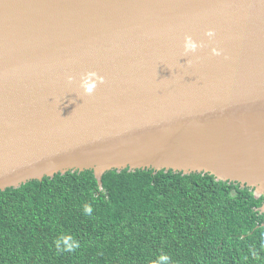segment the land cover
Masks as SVG:
<instances>
[{
    "label": "water",
    "instance_id": "water-1",
    "mask_svg": "<svg viewBox=\"0 0 264 264\" xmlns=\"http://www.w3.org/2000/svg\"><path fill=\"white\" fill-rule=\"evenodd\" d=\"M125 169L264 195V0H0V191Z\"/></svg>",
    "mask_w": 264,
    "mask_h": 264
},
{
    "label": "trees",
    "instance_id": "trees-1",
    "mask_svg": "<svg viewBox=\"0 0 264 264\" xmlns=\"http://www.w3.org/2000/svg\"><path fill=\"white\" fill-rule=\"evenodd\" d=\"M263 203L208 174L68 171L0 191V264H264Z\"/></svg>",
    "mask_w": 264,
    "mask_h": 264
},
{
    "label": "clouds",
    "instance_id": "clouds-1",
    "mask_svg": "<svg viewBox=\"0 0 264 264\" xmlns=\"http://www.w3.org/2000/svg\"><path fill=\"white\" fill-rule=\"evenodd\" d=\"M204 35L208 37L209 39H211L214 37L215 31L213 29H208L205 31ZM205 46L206 45L202 41L194 40L191 35H184L183 37L182 49L185 55H187L188 53H195L198 48H202ZM211 54L218 56L221 54V51L218 50L217 48H212ZM225 59H227V56H225ZM93 77H95V79H93ZM66 80L69 84H71L73 77L71 75H68L66 77ZM97 81H99L100 83H103L104 78L101 76H98L95 73H89L88 77L81 82V87L84 89L85 93L88 96H91L93 94ZM85 212L88 215L91 214V205H85ZM79 246H80L79 242L76 241L74 242L73 247L66 248V249H61L58 247L57 250L71 252V251H75L77 248H79ZM150 264H174V262L172 261V258L168 254L162 253L155 260L151 261Z\"/></svg>",
    "mask_w": 264,
    "mask_h": 264
}]
</instances>
